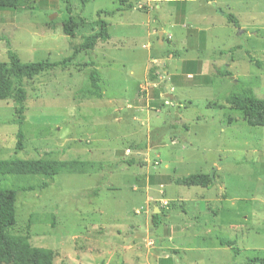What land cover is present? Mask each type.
Segmentation results:
<instances>
[{"label": "rangeland", "instance_id": "1", "mask_svg": "<svg viewBox=\"0 0 264 264\" xmlns=\"http://www.w3.org/2000/svg\"><path fill=\"white\" fill-rule=\"evenodd\" d=\"M31 6L0 11V62L9 50L25 63L71 57L98 32L99 19L110 38L74 55L67 67L24 80L20 152L18 104L0 101V159L85 163L83 171L53 180L0 177L1 188L28 189L16 196L10 233L52 250L54 264L166 258L264 264V127L248 126L227 104L246 91L264 97V0H87L84 6L31 0ZM220 11L234 15L239 27ZM69 17L84 21L73 37L62 29ZM188 60L204 64L199 75L182 73ZM92 70L102 98L90 93ZM224 70L231 75H220ZM130 160L136 164H125ZM194 174H214L213 187L173 183ZM200 199L209 201L208 210L196 208ZM155 207L162 210L159 227L152 222Z\"/></svg>", "mask_w": 264, "mask_h": 264}, {"label": "trees", "instance_id": "2", "mask_svg": "<svg viewBox=\"0 0 264 264\" xmlns=\"http://www.w3.org/2000/svg\"><path fill=\"white\" fill-rule=\"evenodd\" d=\"M87 0H80L82 6ZM32 10L31 0H0V11H21ZM107 15L111 14L105 12ZM226 18L228 24L239 27L237 18L230 14L221 12ZM100 14V12H99ZM84 21L66 18L62 24L63 33L66 36L73 37L74 33L83 28ZM107 24L104 20H98V32L83 38L82 42L76 46L71 57L57 62L38 61V62H22L16 54L8 51V61L0 62V101L12 98L18 106L16 107V124L18 127L16 134L15 150L20 152L24 145V101L26 100V91L23 87L24 80H31L43 72L51 71L59 67H67L78 53H87L93 51L99 42L109 40V34L106 28ZM183 71L190 75H199L201 64L196 62H186ZM196 66V67H195ZM150 79L155 82L156 77L153 70L150 71ZM220 75L230 76L229 71H221ZM91 95L102 98L101 86L99 84L100 77L96 70L90 72ZM227 104L235 110L241 112L246 124L250 127H264V97L258 99L253 96L251 91L243 92V94H233L227 98ZM141 164L140 162H137ZM125 164L132 166L136 164L135 160L125 161ZM85 166L84 162L78 161H56V160H22V159H0V177L9 176H38L46 180H53L62 173H74L83 171L81 168ZM80 168V169H78ZM215 175L194 174L178 177L173 183L178 186L200 187L202 189H210L214 185ZM46 186V183H43ZM28 189H7L0 187V264H54V253L52 250L43 247H34L30 244L28 234L17 235L11 234L10 230L16 225L15 220V202L19 192ZM159 214H153V225L159 227L161 224ZM225 247L231 248L235 255L237 249L232 247L230 242H220ZM65 264V263H61ZM159 264H172L170 258L161 259Z\"/></svg>", "mask_w": 264, "mask_h": 264}, {"label": "crops", "instance_id": "3", "mask_svg": "<svg viewBox=\"0 0 264 264\" xmlns=\"http://www.w3.org/2000/svg\"><path fill=\"white\" fill-rule=\"evenodd\" d=\"M192 62H196V63H200L201 64V67H202V65H204L203 63H201V61H196V60H191ZM190 60H188V61H186V62H191ZM186 62H184L183 63V65H182V73L187 77V78H191L193 75H190V74H186L184 71H183V69H184V64L186 63ZM196 67V66H195ZM201 70V69H200ZM170 100H173L174 99V97H172L171 95H170ZM173 142V141H172ZM175 143V142H174ZM147 185H148V187L150 186V184H149V182H147ZM213 187V186H212ZM206 190H209V189H206ZM217 200V199H216ZM196 201V200H195ZM195 201H192V203H194ZM218 201V200H217ZM196 202H199V204L196 206V208L197 209H201V210H208L209 208L207 207V203L209 202L208 200H205V199H200L199 201H196ZM209 205V204H208ZM160 210L161 209H158L157 207H155L154 208V213L153 214H159L160 213ZM152 221H153V219H152ZM233 229L235 228V226H233L232 227ZM220 245H221V243H220ZM233 247V246H232ZM228 248V247H227ZM234 248V247H233ZM228 249H231V248H228ZM235 249H237V251H240L238 248H235ZM232 250V249H231ZM233 253H234V251H233ZM234 255H235V253H234ZM236 255H238V253L236 254ZM256 261V260H255ZM254 260H253V262H255ZM260 262L262 261V259L261 260H259Z\"/></svg>", "mask_w": 264, "mask_h": 264}, {"label": "water", "instance_id": "4", "mask_svg": "<svg viewBox=\"0 0 264 264\" xmlns=\"http://www.w3.org/2000/svg\"><path fill=\"white\" fill-rule=\"evenodd\" d=\"M51 19H52V18H51ZM161 37H162V34L160 33V34H159V41H160V43L162 44L163 42H162ZM170 98H171V97H170Z\"/></svg>", "mask_w": 264, "mask_h": 264}, {"label": "built area", "instance_id": "5", "mask_svg": "<svg viewBox=\"0 0 264 264\" xmlns=\"http://www.w3.org/2000/svg\"><path fill=\"white\" fill-rule=\"evenodd\" d=\"M165 205L164 206H166L167 204H166V202L164 203Z\"/></svg>", "mask_w": 264, "mask_h": 264}]
</instances>
